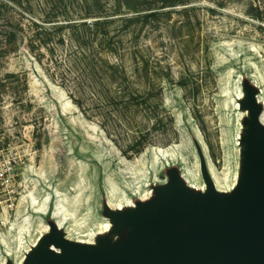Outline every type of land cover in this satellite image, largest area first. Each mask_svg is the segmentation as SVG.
Wrapping results in <instances>:
<instances>
[{"label":"rangeland","instance_id":"rangeland-1","mask_svg":"<svg viewBox=\"0 0 264 264\" xmlns=\"http://www.w3.org/2000/svg\"><path fill=\"white\" fill-rule=\"evenodd\" d=\"M257 96L264 0H0V264L128 242L134 205L202 185L201 153L228 189Z\"/></svg>","mask_w":264,"mask_h":264},{"label":"water","instance_id":"water-1","mask_svg":"<svg viewBox=\"0 0 264 264\" xmlns=\"http://www.w3.org/2000/svg\"><path fill=\"white\" fill-rule=\"evenodd\" d=\"M251 103V150L240 194L217 195L204 165L208 198L176 182L155 206L134 212L129 226L141 225L146 232L129 242L94 249L63 240L61 253L47 249L32 254L28 264H264L263 107L254 97Z\"/></svg>","mask_w":264,"mask_h":264},{"label":"bare ground","instance_id":"bare-ground-1","mask_svg":"<svg viewBox=\"0 0 264 264\" xmlns=\"http://www.w3.org/2000/svg\"><path fill=\"white\" fill-rule=\"evenodd\" d=\"M241 98L244 100L245 95H241ZM256 98L258 100V103L263 107V104L259 100L258 96ZM239 107H242V105H239ZM242 118H243V122L244 123L240 124L242 130H240L238 132V145L239 146H243V149H238L237 150V154H238V157H240L241 163H239V161H238V168H237V173H236L234 182H233L232 185L229 186L228 189L224 190V189H220L218 187L217 183L215 182V180L213 179V177H212V175L210 173L209 166H208L207 162L204 160L205 158L203 157V154L201 153V154H199V160H200V172H201V176L203 178L202 185L197 186V185L190 184L188 182V180L185 177H183V176H178V177L177 176H173V177H171L169 179V181L167 183H165L162 186V189H161L162 192L161 191L159 193L155 192V196H151L148 199V202H151V203L153 202L154 204L159 203L162 200V193L163 194L168 193L170 188L172 186H175L173 184L176 183V182L177 183H181L182 186L187 188L189 190V192H191L192 194L198 195V196H201V197H204V198H208L209 195H210V191L211 190L209 188L210 186H209L208 182L206 181V178L203 177V169H204L203 166L204 165L207 168L209 176L211 177L212 183L214 185V191H215V193L217 195H219L221 197H224V196H235V195L240 194L242 192V187L244 186L243 183L247 179V164L249 162L250 150H251L250 134L252 132V125L251 124H252V121H253L252 110L250 108H246ZM262 119H263V125H264V109L262 111ZM157 151H158L156 153L157 159H159V158H168L169 156L173 155V153H169L166 150L165 151L157 150ZM118 207H119V209L121 211H123L122 202L119 203ZM138 209H139V207L134 205L133 208L131 209L132 211L130 210V212H136ZM59 224H60V227H61L62 226L61 222H59ZM112 228H113L112 224H103L102 226L99 227V230H100L99 233L102 236H104V234L106 232L110 231ZM46 229H47V227H46ZM70 229H72V228H70ZM129 230H130V238H132L133 236H136L138 233H145L146 232L145 228H141V227L138 228L137 226H131L129 228ZM73 240H76V239H72V240L68 239V240H64V241L69 243V244H72L73 246L80 247V248H94V249H98V248H100L101 246L104 245L103 243L109 244L110 246H115L116 245V242L111 240V239H105V241L102 244L100 242H95L92 238H90L89 240L78 239L76 242H73ZM35 248L37 250H39L41 247H39L37 245V246H35ZM36 249H34V250H36ZM51 250L55 251L57 253H61L62 252V249L58 248L56 246H54L53 249H51ZM32 252H33V250H30L26 255H24V257L22 258V260L18 264H28L30 256L32 255Z\"/></svg>","mask_w":264,"mask_h":264},{"label":"trees","instance_id":"trees-1","mask_svg":"<svg viewBox=\"0 0 264 264\" xmlns=\"http://www.w3.org/2000/svg\"><path fill=\"white\" fill-rule=\"evenodd\" d=\"M100 21H97L94 25H96V26H98L99 24H101V23H99ZM91 25V24H90ZM89 25V26H90ZM95 27V26H94Z\"/></svg>","mask_w":264,"mask_h":264}]
</instances>
